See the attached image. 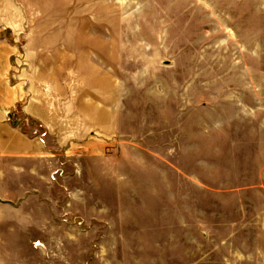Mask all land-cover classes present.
<instances>
[{
	"label": "rangeland",
	"instance_id": "1",
	"mask_svg": "<svg viewBox=\"0 0 264 264\" xmlns=\"http://www.w3.org/2000/svg\"><path fill=\"white\" fill-rule=\"evenodd\" d=\"M8 3L13 82L66 128L31 188L58 231L34 247L52 264H264V0ZM17 236L1 223L0 262Z\"/></svg>",
	"mask_w": 264,
	"mask_h": 264
},
{
	"label": "crops",
	"instance_id": "2",
	"mask_svg": "<svg viewBox=\"0 0 264 264\" xmlns=\"http://www.w3.org/2000/svg\"><path fill=\"white\" fill-rule=\"evenodd\" d=\"M14 7L19 9L21 5L0 0V171L5 174L0 175V202L8 205V210L0 205V225L4 222L8 233L20 235L16 237L20 244L16 247L6 244L0 264H39L41 258L50 261L47 264H52V255L46 253L48 247H34L31 240L37 233L57 232L58 227L51 220L54 219L52 212L45 214L31 208L39 200L31 188L39 182L45 184L50 180V156H54V153L45 137L53 132L60 134L66 128L57 121V111L51 109L53 105L39 96L30 82L22 81V76L18 82H13L11 60L18 48L8 40V27L16 24V21L8 19V8ZM12 115L20 118V124L15 122ZM34 121L45 128L43 133H35L32 126ZM67 132H71V129H67ZM17 201L21 202L19 207L12 204ZM30 231L33 232L24 243L21 236L28 235Z\"/></svg>",
	"mask_w": 264,
	"mask_h": 264
}]
</instances>
